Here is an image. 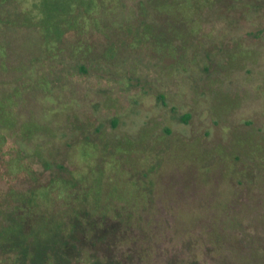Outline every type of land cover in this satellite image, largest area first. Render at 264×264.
Listing matches in <instances>:
<instances>
[{"label":"rangeland","instance_id":"obj_1","mask_svg":"<svg viewBox=\"0 0 264 264\" xmlns=\"http://www.w3.org/2000/svg\"><path fill=\"white\" fill-rule=\"evenodd\" d=\"M32 1L0 0V215L43 197L16 264H63L49 197L96 199L121 264H264V0Z\"/></svg>","mask_w":264,"mask_h":264},{"label":"trees","instance_id":"obj_2","mask_svg":"<svg viewBox=\"0 0 264 264\" xmlns=\"http://www.w3.org/2000/svg\"><path fill=\"white\" fill-rule=\"evenodd\" d=\"M38 1L39 0H33V6H36L35 3H38ZM27 12L23 13L28 15ZM54 14L56 13L54 12ZM16 198L17 199L14 203V206L9 203L8 197V201L5 202L8 206L6 208L2 207V214L4 215H0V233L4 229L2 223L8 224L11 222L10 216L12 215V213L16 214L15 222H17V225L19 226L20 222H23L25 220V215L29 212V209L38 211L40 207L39 202H42L43 197L28 196ZM78 199V197H70L67 199H64L62 197H49V202L52 204V208H55V210L57 211H66L65 213L70 214L69 220L66 222L67 225L64 226L68 230V232H66V234L62 236V241L64 243L65 249L60 250L62 254L61 258L63 260V264H71L72 259L78 257V255L82 256V260L85 261L84 263L121 264V262L111 260V256L107 254L111 246L110 243L115 244L114 240L117 232V227L115 225L107 224L104 221L106 215L109 214V212L105 211L103 209V206L97 205L98 202L96 199L92 204L88 200L84 201V198H82V201ZM146 200L147 198L145 197L144 203L146 202ZM123 202H129V200ZM142 204L143 202L141 203V205ZM113 208L114 212L112 213H115L116 216L121 219V221H128V219L130 218L129 213L125 211L121 212V210H119V208L121 209V207L113 206ZM122 213L125 215L124 217H122ZM63 221H65V219ZM55 224L58 225L60 223L55 221ZM87 229L92 230L90 235L84 232V230ZM98 240L101 242L100 244H98ZM17 245V238L13 237L10 240L3 241L0 238V252L12 251L11 253L13 254V257L11 259L14 261L12 262V264H16V259L14 258V256L17 258ZM21 254L22 257H24V254L22 252ZM103 256L105 257V260H103ZM32 264L40 263L36 262Z\"/></svg>","mask_w":264,"mask_h":264},{"label":"flooded vegetation","instance_id":"obj_3","mask_svg":"<svg viewBox=\"0 0 264 264\" xmlns=\"http://www.w3.org/2000/svg\"><path fill=\"white\" fill-rule=\"evenodd\" d=\"M0 261H1V259H0Z\"/></svg>","mask_w":264,"mask_h":264}]
</instances>
